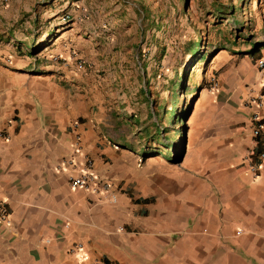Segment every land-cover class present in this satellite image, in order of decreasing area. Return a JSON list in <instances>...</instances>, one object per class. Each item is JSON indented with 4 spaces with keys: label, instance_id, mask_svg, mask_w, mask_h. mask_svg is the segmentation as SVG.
Listing matches in <instances>:
<instances>
[{
    "label": "crops",
    "instance_id": "0c3cea01",
    "mask_svg": "<svg viewBox=\"0 0 264 264\" xmlns=\"http://www.w3.org/2000/svg\"><path fill=\"white\" fill-rule=\"evenodd\" d=\"M258 2L254 42L264 41ZM43 3L0 0V199L10 214L0 220V264H264V159L255 155L264 152V110L254 136L248 106L264 94V78L251 44L218 55V87L192 154L174 166L143 151V161L105 132L122 118L91 106L89 88L80 89L89 79L51 65L62 47L47 51L57 13L33 26ZM87 159L115 202L70 185Z\"/></svg>",
    "mask_w": 264,
    "mask_h": 264
},
{
    "label": "rangeland",
    "instance_id": "374dc122",
    "mask_svg": "<svg viewBox=\"0 0 264 264\" xmlns=\"http://www.w3.org/2000/svg\"><path fill=\"white\" fill-rule=\"evenodd\" d=\"M258 1L44 0V10L33 26L40 20L47 23L57 13L52 22L54 32L50 34L56 42L47 51L58 45L62 51L50 52L51 65L84 82L88 78L90 82L81 84L80 89L83 85L89 88L91 106L100 104L112 112V119L122 118L117 124V120L111 122L105 130L109 137L129 143L141 160L145 151L152 156L148 161L175 166L192 154L193 141L198 137L212 91L211 79L216 78L214 66L219 61L218 55L225 53L222 51L225 47L237 51L246 46L242 38H233L235 26L230 18L218 26L214 24L212 5L235 7L236 22L242 25L236 34L255 40ZM139 3L145 4L151 17L159 22L146 34L141 32L145 23ZM44 26L34 28V37L41 34L43 37L40 30ZM197 36L201 38V51L207 53L204 61L194 59L186 51L188 41ZM49 38L46 37L45 44H50ZM164 46L166 52L161 56ZM183 74L188 91L182 94L184 90H175L179 96L178 110L183 109L181 121L175 126L168 122L173 107L171 87ZM80 89L76 86L75 93H81ZM163 104L168 111L165 117Z\"/></svg>",
    "mask_w": 264,
    "mask_h": 264
},
{
    "label": "trees",
    "instance_id": "16d2710c",
    "mask_svg": "<svg viewBox=\"0 0 264 264\" xmlns=\"http://www.w3.org/2000/svg\"><path fill=\"white\" fill-rule=\"evenodd\" d=\"M139 6H140V11L143 13V20H144V23H145V26L142 27V34H146V32L151 29L152 26H157L159 25V22L156 20V18H152L151 17V13L148 9V7L145 5V4H140L139 3ZM212 9L213 11H211L212 15L214 16V18L216 19L214 21V24L218 26V24H222L225 21L228 22V19L230 18L231 21L233 22L234 24V34L232 35L233 38H242L243 39V42L245 41L246 44L250 43L251 44V48L249 51H247L246 53L249 54V56L251 57L252 61L253 62H256L259 58H261L263 56V53H261V46L264 45V41H257V42H254L252 40V38H246V36H241L240 34H236L237 31L239 30V28L242 26L240 24H238L236 22V9L235 7H232L229 9H226L224 7V5L222 4H219V3H214L212 5ZM238 18V17H237ZM235 42V41H234ZM201 46H202V42H201V38L200 37H196V39H193V40H190L188 41V43L186 44V51L189 53L190 56H192L194 59H197L198 61H204L207 57V53L206 52H202L201 51ZM33 50V49H32ZM139 52V51H138ZM166 52V47L164 46L162 49H161V56L163 54H165ZM245 53V52H244ZM243 54V53H242ZM139 56V55H138ZM184 76L185 74H183L182 77H180V79L174 83V85L171 87V92H172V98H171V102L173 104V107L170 108L171 110V113L169 114V118H168V122L170 124H173L176 126L177 124V121L180 122L181 121V117H182V114H183V109L181 111L178 110V105H177V101H178V98L179 96L177 97V92L178 90H184V92L182 94H186L187 91H188V88H186V82H184ZM177 90V92L175 91ZM146 95L149 96V90H146ZM162 109V112H163V117L167 116V112L166 109H165V104L162 105L161 107ZM164 130L165 132L167 131V129H162ZM170 131V130H168ZM180 136V134H179ZM172 138H174V136H171ZM172 142H173V147L175 146V143H174V139H172ZM178 145V144H177ZM170 145L167 146V149H170ZM261 147H258L256 149V154L257 155L258 153L262 152ZM145 155V153L143 154Z\"/></svg>",
    "mask_w": 264,
    "mask_h": 264
},
{
    "label": "built area",
    "instance_id": "2783aa9c",
    "mask_svg": "<svg viewBox=\"0 0 264 264\" xmlns=\"http://www.w3.org/2000/svg\"><path fill=\"white\" fill-rule=\"evenodd\" d=\"M55 58V57H54ZM256 67L259 69V72L264 78V55L256 61ZM218 87V81L216 78L211 79L210 90H215ZM248 106L253 108V111L250 114V122L252 125V134L258 136L260 134V128L262 125L261 112L264 110V94H257L251 96L248 100ZM117 148V146H115ZM256 158L261 161L264 159V152L257 154ZM92 164L90 159L86 161V170L79 174L71 175L68 180L72 187H79L85 190H88L92 193H100L109 197V201L115 202L117 199L116 193L113 190L112 184L109 180L104 178H97L88 170ZM250 170L255 174L257 172V163H251L249 166ZM9 211L5 203L0 199V220L8 221ZM80 244L75 247H71V251L80 248ZM91 264H100L97 261L92 262Z\"/></svg>",
    "mask_w": 264,
    "mask_h": 264
},
{
    "label": "water",
    "instance_id": "95a60500",
    "mask_svg": "<svg viewBox=\"0 0 264 264\" xmlns=\"http://www.w3.org/2000/svg\"><path fill=\"white\" fill-rule=\"evenodd\" d=\"M182 158H180L178 161H181Z\"/></svg>",
    "mask_w": 264,
    "mask_h": 264
}]
</instances>
